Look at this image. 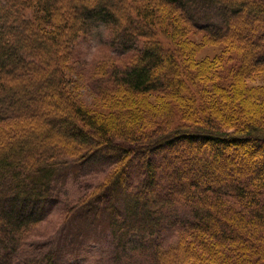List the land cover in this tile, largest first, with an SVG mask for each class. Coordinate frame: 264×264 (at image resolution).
Segmentation results:
<instances>
[{
  "label": "trees",
  "instance_id": "16d2710c",
  "mask_svg": "<svg viewBox=\"0 0 264 264\" xmlns=\"http://www.w3.org/2000/svg\"><path fill=\"white\" fill-rule=\"evenodd\" d=\"M141 1L146 13L140 12L138 0H0V122L21 119L25 133L0 144V263L60 264L53 251L42 259L34 257L23 262L14 261L13 256L23 245L24 231L50 214L56 197L55 182L61 181L64 168L71 160L82 162L103 151L117 166L108 181L79 207L89 214L101 199L109 197L96 208L95 214L104 210L111 219L114 264L264 263V190L253 189L255 175L232 179V170L224 168L220 157L207 161V168L202 164L206 158L193 153L196 158H185L193 159L192 164L198 163L201 170L182 174L180 163H175L172 170V162L162 165L163 173L170 170L168 179L180 183L165 193V180L158 182V189L155 188L161 165L151 157L180 140L204 141L211 145V151L229 146L242 148L252 143L264 145V131L253 119H247L240 127L231 126L235 129L233 132L214 123L207 126L191 123L171 130H157L153 137L145 138L126 127V133L121 134L119 126H113L109 119L100 121V117L84 111L78 99H66L65 89L72 78L65 74V61L69 60L72 65L69 57L80 36H88L95 27L104 25L113 45L129 49L137 46V35H151V29L156 28L151 26L150 20V16L153 19L155 15V1L148 0L147 4ZM162 1L183 9L192 5L193 9H188L193 13L189 18L196 27L213 31L212 36L221 38L233 31L231 34L239 33L256 48L261 47L256 42H261L264 24L260 28L249 26L248 18L264 19V3ZM26 7L37 10V19L24 13ZM199 7L202 10L214 8L213 15L217 18L202 22L196 11ZM170 20L166 22L164 36L182 40V28ZM170 49L161 41L148 44L138 64L124 73L123 84L133 92L147 93L155 89L167 92L163 89L167 86L160 85L167 79L166 74H155L152 70L174 62V55L166 52ZM248 53L254 56L251 51ZM203 91L212 106V100L217 97L212 95V90ZM205 107L210 109L206 104L203 109ZM133 126L137 128L139 124ZM70 146L83 148L84 152L69 159L61 152ZM113 152L115 155L111 156ZM256 164L257 175L263 179L264 161ZM200 171L205 177L218 174L224 177L217 186L203 185L196 177ZM118 192L122 197L116 202ZM228 198L239 201L242 207L237 209L227 204ZM188 211L191 217L186 214L183 217L190 219L179 223L180 212ZM180 228L184 230L181 232ZM170 230L178 233L174 244L167 240L166 232Z\"/></svg>",
  "mask_w": 264,
  "mask_h": 264
},
{
  "label": "rangeland",
  "instance_id": "374dc122",
  "mask_svg": "<svg viewBox=\"0 0 264 264\" xmlns=\"http://www.w3.org/2000/svg\"><path fill=\"white\" fill-rule=\"evenodd\" d=\"M144 1L148 3V0ZM154 1L155 15L153 19L150 16V20L151 26L156 28L151 29V35L150 33L137 35L136 47L130 46L127 49V46L113 45L109 38V30L104 25L95 27L92 34L80 36L76 40L72 56L69 57L72 65L69 60L65 61V74L72 78L68 83L69 87L65 89L66 99L68 97L71 101L78 99L84 105L82 108L84 111L100 117L98 118L100 121L104 118L109 119L113 126H119L121 134L126 133V127L127 130L133 129L135 131L133 133L145 138L153 137L157 130H171L191 123L206 126L214 123L224 130L233 132L235 129L230 128L231 126H243L247 119H253L264 131V32L261 42H256V45H261L260 48L251 44L247 37L243 39L239 33L231 34L233 31L217 38L212 36L214 32L210 29L205 30L193 24V20L189 18L193 13L188 10L193 9L192 5L183 9L162 0ZM252 1L264 3V0ZM137 3L139 4L137 7H141L140 12L146 13L145 4L141 0ZM202 7L196 9L202 22L217 18L213 15L214 8L202 10ZM24 13L36 16V19L39 15L33 7L24 8ZM170 19L182 28V40L174 41L164 36L166 22L170 23ZM248 21L251 22L249 26L254 25L257 28L263 27L264 24V19L260 17L251 20L248 18ZM44 26L48 30L51 29L48 24ZM160 41L165 47L171 48L166 52L174 55V62L154 67L152 72L166 74L167 79L160 85L167 86L163 88L167 92H162V89L147 93L133 92L128 85L123 84L125 74L138 64L148 44L152 42L159 44ZM250 51L254 56L250 57L248 53ZM166 52L164 54L168 55ZM204 89L212 90V95L217 97L212 100V106L209 105L211 101L204 94ZM205 104L210 107L209 110L206 107L203 109ZM217 105L219 108H216ZM197 107L202 109L197 110ZM217 112L220 113L219 116ZM2 122L0 144L5 143L7 138L9 140L25 136L21 119ZM136 124H139V127L133 126ZM211 149L210 144L201 140L194 143L180 140L153 153L151 157L158 160L159 166L161 165L160 177L155 188L158 189V182L165 180L163 191L168 193L180 184L175 179L174 182L168 179L170 170L163 173L165 167L162 168V165L172 162L170 164H173L170 168L172 170L175 163H180L182 174L190 173L189 170H201L198 163L192 164L195 162L193 159L185 158H196L192 156L193 153L194 155L199 153V156L206 158L204 162L202 161L205 167H209L207 161L220 157L224 168L229 172L232 170L230 172L232 179L239 180L253 174L255 175L253 189L264 190V178H259L256 172L258 169L256 163L264 161V145L252 143L242 148L229 146L224 150L223 147L217 148L216 151ZM221 150L224 152L221 153ZM83 152V148L70 146L61 154L71 159ZM110 155L113 156L115 153ZM116 166V162L104 151L96 152L92 157L84 158L82 162L71 160L61 173V181L57 184L55 182L56 197L50 214L43 221L24 231L23 245L13 256L14 261L23 262L34 257L42 259L46 253L53 251L57 255L56 261L60 264H114L112 255L115 243L111 234V219L104 210L99 215L95 214L96 208L104 204L109 197L101 199L89 214L81 210L79 204L108 181ZM219 175L205 177L200 171L196 177L203 185L217 186L224 177ZM121 197L119 192L115 194L116 202H119ZM228 201L227 204L231 203L237 209L242 207L239 201L229 198ZM185 214L191 217L192 213L180 212L179 223H185L190 219L183 217ZM180 230L182 232L184 229ZM166 235L170 244L178 240V233L174 230L167 231Z\"/></svg>",
  "mask_w": 264,
  "mask_h": 264
}]
</instances>
